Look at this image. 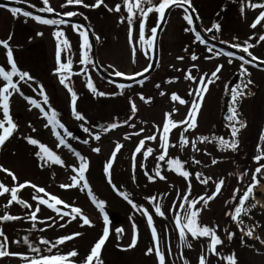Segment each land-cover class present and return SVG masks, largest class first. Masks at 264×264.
Returning a JSON list of instances; mask_svg holds the SVG:
<instances>
[{
    "label": "rangeland",
    "instance_id": "obj_1",
    "mask_svg": "<svg viewBox=\"0 0 264 264\" xmlns=\"http://www.w3.org/2000/svg\"><path fill=\"white\" fill-rule=\"evenodd\" d=\"M91 1L95 2V0ZM105 1L110 9L115 8L118 3H121V10H125V12L110 11L109 14L111 13L112 16L107 21H104L106 29L103 34L96 36L100 61L104 64L108 63L113 72L122 70L132 72V70L144 67L148 61V57L144 52L136 54L138 60L132 57L134 64L128 61L125 66H122L120 54H124V52L121 51L122 49L119 50V47H133V45L141 47L139 43L140 16L137 15L133 18L131 25L132 43L130 44V26L127 21L129 14L123 2L117 1L116 3H111L110 0ZM10 9L6 8V6L0 7V41L8 42L11 49H13L12 47H48L49 52L44 56L46 59L43 63L45 65L44 72H41L40 69L37 74L31 70L27 72L25 67L22 66V61L31 60L36 62L38 56L35 57V53L30 57L24 58L12 52L14 61L19 60V62L15 63L21 72H26L36 79L43 77L44 82H28V86L18 83L20 92L12 95L10 104L11 113L14 115L12 119L17 125L13 133L14 139L22 131V127L26 131L17 137L15 143L14 139L7 141L9 142L7 144L12 148L10 152L6 153L5 150L2 153L6 146L4 145L1 153L3 156L5 153V156L2 157L0 153V160L3 158L0 166L15 174L17 180L13 181L14 185L30 182L44 188L48 194L58 197L67 205L81 209L83 215L90 219L91 226L82 224L79 216L76 219H71L70 217L56 220L49 219L53 213L47 210L49 208L46 205H39L40 211L37 213V221L33 222L29 217L30 213L38 206V202L33 200L32 197L44 194L36 193L33 188L29 187L28 194L24 195L23 200L30 204L31 208H27L25 211L23 206H16L12 212L1 213L0 215L19 216L21 218L17 220V223L0 226V228H3L0 230L4 232L6 229L8 230V234H10L7 236L10 245L9 251L20 254L18 256H7V260L0 264H27L23 256H27L30 259L36 257L31 255V248L23 242L24 237H28L32 248H39L41 253H45V255H66L70 251L76 250L78 256L73 258L74 261L76 264H84L85 257L90 252L93 243L103 234L106 226L99 223L101 218H103L102 212L92 202L87 190L82 191L79 187H60V185L72 183L70 177L75 175L72 168L79 167V158L72 153L73 151H70V148L58 146V140L55 138L56 135L53 128L48 125L47 118L43 115L40 108L35 107L29 102V100L41 101L37 103L45 111L49 110L47 105L53 106L54 111L57 113V119L64 126L71 127L80 123V120L74 116L68 115L63 118V115L58 113V111L67 113L69 110L74 115L70 93L60 82V74L57 72V50L54 52L53 47H57V41L54 38L56 31L64 32V38L69 41L70 47H81L82 37L70 31L69 27L41 24L35 19L25 17L22 14L14 17ZM122 18L124 19L123 23H121ZM202 21H204L206 26L209 23L207 19ZM168 24L167 30L163 33L161 32L162 43L159 42L158 47H190V50L187 52L188 59L185 60V66L188 67L189 73L196 79L195 81L190 80L189 92L194 93V90L197 88L199 79L203 74L202 71H204L203 65H208L209 67L216 65L215 68L222 66L219 72L220 75L222 77L225 75L230 76L233 84V80L237 76V63L234 61L230 63L224 55L213 61L209 59L202 60L199 53L206 46L196 40L190 30L186 31L189 28L183 23V20L173 14ZM145 36L146 39L150 37L146 33ZM97 37H99L98 40ZM2 47L0 45V66H3L6 70H10V67L8 68L6 65V63H9L6 50ZM144 47H147V45ZM61 48H63V45H61ZM135 52H137V49ZM173 55L175 59L177 56L183 57L182 53L176 52V50ZM193 55L197 57L196 60L192 59ZM81 56L82 54L78 53L72 57L77 59V63H80ZM64 57L65 51L63 50L61 51L60 58L64 59ZM20 61L21 64H18ZM87 66L78 64V68L75 71L71 70L73 74L71 75L72 79H70L69 86L77 94L76 111L82 106L86 108V100L88 101L91 96V90L86 86L87 83L82 82V80L86 81L84 76H86ZM254 74L255 78L259 81L261 86L260 93H262L264 92V71L254 69ZM14 78L17 79L19 77ZM4 83L2 78H0V87ZM92 83L95 85L97 92L104 91L109 96L110 99L108 105H106L107 110L116 114L125 109L130 115H134L133 118H127L126 122L122 118H109V127L113 123L120 126L106 131V134L96 129L89 130L86 139L88 141L87 146L81 150L88 162V170L85 173L88 184L97 200L104 201V209L106 212L108 211L106 215H109L110 218V222L107 223L110 234L101 250L100 256L103 264H108V261L109 264H159L155 251L151 254H146L148 249L153 247V236L151 227L147 223V217L142 210H146L153 217V226L156 228L159 246L165 254V264H199V258L202 254L205 257L206 264H228L226 258L233 255L236 264H264V219L261 221L257 217L261 223V235L254 245L245 246L236 238H233V242H226L229 239V235L226 237V227L230 219V215L226 213L232 212L238 206L240 196L247 190V184L251 181L256 162L254 157L264 152V139H261L263 135L259 132V128L256 133H252V130L248 128L239 137L236 152H228L229 148L222 149L218 140L213 139L214 137H223L226 140L232 139L231 129L228 126L229 121H224V119L220 118L222 102L225 99V92L227 91L225 85L222 83L221 89L208 85V91L204 94L196 117L195 128L185 132L184 127L186 126H181L170 131V147L166 160L179 159L184 164V169L190 173V177L186 179L173 170L174 166L158 161L157 158L162 153V149L160 148V132L157 131V126L162 128L166 113H172L174 121L184 120L193 100L198 98L193 94L190 95L189 100L185 104H180L179 102L168 100L165 94L161 95L154 85H135L136 91L142 92L141 97H144V99L133 96L129 100L132 104L124 108L126 104L124 102L125 98L121 100L118 97L122 90L119 85L108 86L106 83L100 81L99 78H96V76L93 77ZM25 87H28L32 93H36L35 95L40 93L42 88L49 102L44 104L40 95L37 98L32 97V95L26 96L29 98L26 99L22 95L23 92H21V89ZM230 87L232 88V86H229V89ZM84 90L89 93L88 99H85L86 96H81ZM93 95L97 97V100L94 99L96 102L90 104V107L94 105L97 108H101L103 103L101 95L96 93ZM178 96L182 97L180 93H178ZM133 104L136 107L135 111L132 109ZM254 105L255 102L253 103V109ZM174 109L175 112H173ZM0 119H3L2 111H0ZM130 125H134L135 127H131ZM141 129H143L142 132ZM56 131H59L64 136L61 130L56 129ZM137 132L140 134L135 135L134 133ZM182 133L189 141L183 147L180 144ZM97 134L101 137L100 141L94 139V136ZM153 134L157 136V139L145 142V149L151 147L154 150L152 155L145 159L142 150L141 153L136 154L135 160H133V153L139 141ZM25 135L33 139L41 137L38 142L47 146L63 161L62 165H55L51 177L47 178L45 176L51 164L41 166L42 162L36 155L39 151L38 145L28 143ZM126 136L129 138L126 139ZM199 137H208L211 142H201L198 139ZM193 139L196 140L195 150L192 144ZM116 143L122 144L123 147L116 155L113 167L110 170L112 180L110 184L106 178L105 164L109 160ZM94 148H99L100 151L98 153L94 152ZM195 161H199L200 163L197 164ZM213 161L216 162L213 163ZM157 169H159L160 174L165 178L160 179L159 177H155L154 180H149L148 176H155ZM2 173L7 176V173ZM197 174H201V179L210 178L209 182L207 184L201 183L197 179ZM221 179H223L224 184L221 187L220 193L210 200L206 206L203 202L197 205V208L202 209L201 212L204 213L205 225L214 227L216 234L223 241L222 244L217 246L216 253L213 254L209 250V237H204L200 242L197 239H191L192 237L190 238L188 235L186 236V242L180 239L178 229L174 223L176 211L173 210V206L175 205L176 209H179L184 195L189 190V184L191 185V195L189 196L191 200L200 196H211L215 192L217 182ZM53 183H55V186ZM4 185L6 186L7 184L4 183ZM236 189H239V193L236 194L234 199V191ZM121 193H127L129 199L137 207L133 208L132 204H129ZM1 196L5 197L6 194ZM152 197H156V201H152L150 199ZM1 201L2 199L0 198ZM156 204L160 206L161 211L164 213L163 216L156 214ZM260 213L263 212H257V215ZM180 214L183 215L182 212ZM115 217L120 218V222L113 223L112 220ZM57 220L58 224H56ZM61 225L64 226L62 227ZM232 229L233 227L231 226L230 232ZM74 233H80V235L66 241L62 245L52 248L51 252L47 251L50 244L41 243L42 240L55 243L59 238ZM134 233L137 236L136 244L134 247H129ZM14 241H20V243H14ZM187 244H190L191 247L186 246Z\"/></svg>",
    "mask_w": 264,
    "mask_h": 264
},
{
    "label": "snow or ice",
    "instance_id": "obj_2",
    "mask_svg": "<svg viewBox=\"0 0 264 264\" xmlns=\"http://www.w3.org/2000/svg\"><path fill=\"white\" fill-rule=\"evenodd\" d=\"M17 2H21V0H17ZM43 4L46 5L45 8L40 9L41 11H46L48 13L54 12V9L49 5V0H43ZM104 4V0H95V3L93 5H88L84 3V0H66V4L62 5V7H66L69 5H83L84 7H95L99 8L101 5ZM123 4L125 6V9L127 13L129 14L127 16V21L129 23V40L130 44L132 43V22L133 18L136 17L137 15L140 16L141 22L139 25V43L140 46L143 48L145 45H147L148 50H153L155 49V42L157 39V33H158V28L161 23L164 22L165 20V14L168 9L171 7H179L183 8L185 15L184 19L188 23V25H193V18L191 13L189 12V9L191 8V0H160L158 4L155 3V0H123ZM147 5V7H145ZM187 5V7H184ZM3 5H0L2 7ZM106 6V5H105ZM249 6L252 7L253 9L255 8H264V0H261V2H256L252 3L251 0H249ZM12 15L15 17L18 14H22L25 17H31L32 19H35L37 22L45 25H60V24H65V20H55V19H46L42 18L40 16H34L31 12L28 11H23L20 8H11L10 9ZM109 11H116L120 12L121 11V5L117 4L115 8L109 9ZM155 12L158 14V24L156 27H151L150 28V37L146 39L145 36V21L147 20V17L150 13ZM63 15H66L67 17H73L78 15V13L73 12V11H68L64 13ZM261 21H264V11L260 12L258 18L253 22L251 25L252 28H256L257 25L261 24ZM124 22V19L122 18L121 23ZM75 30L79 32V35L82 37V44H81V49H82V56L80 63L82 65H89V64H94V61L92 58L89 56V51L92 47L91 43L89 42V35H88V30L84 29L82 25H74L73 26ZM213 28L216 31H219L220 25L219 24H214ZM191 30L195 32V37L196 40L200 41L201 43H206L204 41L203 37L201 36L200 32L195 31V28L192 29H186V31ZM213 29H208L207 31H212ZM65 34L63 31H56L54 33V38L57 41V61H58V69L57 72L60 74V82L63 84L68 92L70 93L71 96V103L73 107V112L75 115L76 119L83 120L84 117L76 112L75 105H76V100H77V94L73 89L69 86V82L71 79V69H72V61L69 59L67 62H61L60 61V54L61 51L64 49H69L70 44L69 41L64 38ZM99 37H97V40ZM260 41H264V35L259 36ZM0 45H2L6 49V54L8 58V62L10 64V70H6L3 66H0V78L5 82L2 87H0V111L3 113V119H0V147H2L5 142L11 138L13 135L14 131L17 128V125L13 122L12 117L10 116V98L14 93L20 92V89L18 87V83L14 82L13 78L14 77H19V81H24L27 82L29 80H32V77L26 73V72H21L17 66L16 63L13 59L12 56V49L9 47L8 42L6 41H0ZM61 45H63V48H61ZM245 45L242 48V51L244 53H247L249 57H251V60H245L244 57H240V59L243 61L241 67L243 70V73L246 75L247 74V69L243 67L244 64H250L252 61L257 60L258 58L253 56L252 53L249 51V48L252 47V45L248 44L247 41L245 42ZM233 47L239 48L240 45H232ZM135 46L133 45V52L135 53ZM209 52H213V48L209 47L208 48ZM145 54H148V51L145 52ZM217 54H224L228 56H232V53H217ZM211 58V57H209ZM178 59H183V57H179ZM193 60H196L197 57L195 55L192 56ZM231 63V61H229ZM260 64H264V60L260 61ZM259 66V65H257ZM111 67V66H110ZM151 65H149V68L144 69V72L149 71ZM222 66H217L216 71H214L211 74V77H217V73L221 70ZM86 71V69H85ZM67 73V74H66ZM114 75L117 77H124L125 74L120 72V71H115ZM143 73H136L134 76H127V79H135V76H141ZM207 76V74H205ZM205 76H201L199 79V83L197 88L193 92H190V95H195L198 99L193 100L191 104V108L185 117L184 120L181 121H174L172 119V113H166L165 114V122L163 123L162 128L157 126V131L160 132V148L162 149V153L158 156V161L160 162H165L168 163L170 166H174L173 170L176 171L179 175L182 177L188 179L190 177V173L184 169V164L179 160V159H170L166 160V156L168 155V149L170 147L169 145V134L172 129H175L177 127L181 126H186L184 127V131H188L189 129H193L196 127V117L199 112L201 102L203 101L204 94L208 91V85L213 83L214 80L211 78H208L207 80L205 79ZM186 79L193 80L195 81V77H193L190 73L186 76ZM142 83V81H141ZM251 81H248L247 84H251ZM247 84H244L243 87L241 86H236L233 87L230 90L231 94V100H232V106L230 108V113L227 117L229 121V127L231 129V137L233 139L231 140H226L223 137L219 138H213L217 139L219 142V145L222 148H231L232 150H235L236 147L238 146V142L235 140V137L237 136L238 132L240 131L241 128L245 127L246 125L243 124L239 119H238V114H237V109H236V104L238 99L243 96L245 93L243 91V88H247ZM91 91L98 95H105L103 92H97V89L95 88V85L91 81V77L89 76L88 82L86 85ZM119 87H123V85H120ZM22 94V93H21ZM40 94L43 96V103L47 104L48 98L46 95L43 93V89L41 88ZM163 95V93H162ZM26 99H29L25 97ZM141 99H144V97H141ZM171 100L173 102H179L180 104H185L186 101L182 99L180 96L177 94H172L171 95ZM31 104H33L35 107L40 108L41 112L43 115L47 118L48 125H50L53 130L54 134L56 135L59 145L63 146H68L66 145L65 142V137L61 135L59 131H56V129H63L65 134L67 136H70L71 133L67 131L65 126L59 122L57 119V113L54 110L45 111L40 104H38L35 100H29ZM133 111L136 110L135 104L132 105ZM175 112V109L173 110ZM46 125V126H48ZM239 125V127H237ZM120 125L113 123L110 125L108 129H105V131H109L112 129H115ZM131 127H135L134 125H130ZM85 131H88V129H85ZM143 129H141V132ZM135 135H139L140 133H134ZM101 137L100 135H95L94 139L99 140ZM126 139L129 138L128 136L125 137ZM157 139V136L155 134L145 137L144 139L140 140L137 147L134 150L133 153V160H135L136 154H139L143 150V155L145 159L152 155L153 149L151 147H148L145 149V142L146 141H155ZM201 142L208 141V137H199L198 138ZM261 139H264V136L261 137ZM28 143L32 145H38L39 151L36 153L37 157L39 160L42 162L41 166H45L48 164H58L62 165L63 161L61 158L56 155L52 150H50L47 146H45L42 143H39L36 139L33 138H27ZM84 143H88V141H84ZM189 143L188 139L181 134L180 137V144L181 147L186 146ZM193 148L195 150V144L196 141H192ZM70 147V146H69ZM123 147L122 144L116 143V146L109 158V160L105 164V174L106 178L108 179V182L111 184V173L110 170L113 167V163L115 161L116 155L119 153L120 149ZM94 152H99V148H94ZM78 158H79V167H73L72 171L75 173V175L71 176L70 179L72 183L67 184V185H60L62 188H70V187H79L82 191L87 190V193L89 197L91 198L92 202L96 205V207L103 212L104 211V201L97 200V198L94 196L92 193V190L88 184V181L86 179V171L88 170V162L87 160L81 156L78 152L74 153ZM255 161L259 163L260 160L264 159V152H262L260 155H257L254 157ZM216 161H213L215 163ZM195 163H200L199 161H195ZM264 169V165H260V167L255 169V172L253 173V181L252 183L248 186L247 190L240 196L238 206L234 208V210L230 213H226L227 215H230L232 220L234 221H239L242 223V220L239 218L241 217L242 213H246L247 209L244 207L245 202L250 198V196L253 195V188L258 185L259 180L257 179L258 174L261 172V170ZM0 171L7 173L9 176L12 177L13 181L15 182L17 180L16 176L14 173H12L10 170L3 168L0 166ZM147 175V173H146ZM155 177H159L160 179H164L165 177L160 174L159 169L156 170L155 176L149 175L148 178L149 180H154ZM197 179L200 180L201 183L207 184L209 182L210 178H202L201 179V174H197ZM224 181L223 179L219 180L216 184V189L215 192L211 196H200L196 199H189V196L191 195V185L189 184V190L188 192L184 195L180 205L179 209H176L175 205L173 206V210L176 211V216L174 219V223L178 229L179 237L181 240H184L186 242V236L188 234L191 235L193 239H198L200 237H209L210 238V245H209V250L215 254L216 253V248L218 245L222 244L223 241L220 239V237L216 234L215 228L214 227H209L207 225L200 224L198 221V217L200 215V212L202 209L197 208V205L203 202V204L206 206L208 202L212 199L215 198L217 194L220 193L221 187L223 186ZM25 187H31L35 190L36 193H41L44 194L42 196L34 195L32 197L33 200L38 202V206L34 211L30 213V219L35 222L37 221V213L40 211L39 205H46L48 208L52 209L57 213V215L60 216L61 219H63L65 216L70 217L71 219H76L77 216H79L82 220V224L89 225L91 226V221L88 217L84 216L82 213V210L70 205H67L64 201L59 199L58 197L48 194L44 188L38 187L34 184H31L30 182H25L23 184H18L15 187H7L4 185V183L0 182V195L4 194H10V200H9V205H11L13 202L19 203L23 205L25 208H31V205L28 204L26 201L19 199L18 198V193ZM115 188V186L113 185ZM239 193V189H236L234 191V199L236 194ZM123 198L128 201L129 204H132L133 208H136L137 206L129 199V196L127 193H121ZM47 197V198H45ZM152 201H156V197L150 198ZM58 205L62 207H57ZM255 206V205H253ZM64 209H70L69 211H64ZM143 213L147 217V223L151 227V232L153 236V247L148 249V252L146 254H151L153 251L158 256L159 259V264H165V254L161 251L160 246H159V240L157 237V232L156 228L153 226V217L147 213L146 210H142ZM155 212L156 214L163 216L164 213L161 211V208L158 204L155 205ZM183 213L181 215L180 213ZM21 219L20 217L12 216V215H3L0 216V221H12V220H17ZM51 219V218H49ZM105 221V228L103 230V234L101 238L93 245L91 248L89 254L85 257L84 264H103L102 260L100 259L101 256V250L103 245L105 244L106 240L109 237V228L107 227V221L108 217L105 215L103 217ZM62 227L64 225H61ZM243 231V229H241ZM122 231V230H118ZM247 236L251 237L253 234V229H249L246 233ZM80 233H74L69 236L61 237L59 238L55 243H51L47 240H42L41 243L43 244H50V247L47 249L48 252L52 251V248L57 247L58 245L64 244L66 241L72 240L79 236ZM229 239L232 238V233H228ZM136 239L137 236L134 233L132 243L129 247H134L136 244ZM23 242L31 248L33 252H40L39 248H32L31 244L29 243L28 237L23 238ZM14 243H20V241H14ZM9 246V241L8 237L4 234L2 230H0V258L7 257V256H18L20 255L19 253H13L8 250ZM186 246L191 247L190 244H187ZM78 256V252L76 250H72L66 255H60V254H53V255H39L34 258H29L27 256H23V259L27 261V264H76L73 258ZM228 260V264H236V260L233 256H229L226 258ZM199 264H206L205 257L202 254L199 258Z\"/></svg>",
    "mask_w": 264,
    "mask_h": 264
},
{
    "label": "flooded vegetation",
    "instance_id": "obj_3",
    "mask_svg": "<svg viewBox=\"0 0 264 264\" xmlns=\"http://www.w3.org/2000/svg\"><path fill=\"white\" fill-rule=\"evenodd\" d=\"M15 2H17V0H13ZM123 2V0H110L111 3H116V2ZM160 2V0H156V4H158ZM252 3H256V2H261V0H251ZM21 3L32 9L35 11H41L40 9L45 8L46 5L43 4V0H21ZM85 4L88 5H93L95 2L91 1V0H84ZM66 4V0H49V5L54 9V12L52 13H48L46 11H42L44 13L47 14H55L52 15L51 18H46V19H55V20H61L60 18H70V19H78L81 20L77 21V22H68L67 20L65 24H60V25H53V26H65V27H69L68 29L70 31H73L76 34H79V32L77 30L74 29V25H82L84 29H87L85 25H83V22L87 23L89 25V27L92 29L93 33L95 36H99L100 34H103L104 30L106 29V23L104 22L105 20L107 21L109 19L110 16H112V14H109V7L108 4H106V1L104 0V4L101 5L99 8H95V7H84L83 5H69L66 7H62V5ZM121 5V3H118ZM106 5V6H105ZM5 7V5H3ZM122 7V5H121ZM147 7V6H146ZM191 7L192 9L195 11V14L197 16V19L199 20V23L201 25L202 31L203 33L219 42L225 45H228L230 47H233L232 45H240L239 48L237 47H233L235 49H237L238 51H240L241 53L245 54L248 56L247 53H244L242 51V48L245 45V42L247 41L248 44L252 45V47L249 48V51L252 53L253 56L257 57L258 61L264 60V41H260L259 40V36L260 35H264V21H261L260 25H257L256 28H252L251 25L253 24V22L258 18L260 12L264 11V8H255L253 9L252 7L249 6V0H191ZM6 8H18L16 6H6ZM22 9V8H20ZM23 11H27L25 9H22ZM68 11H73L78 13V15L73 16V17H67L66 15H63L64 13L68 12ZM125 10H121L120 12H122ZM29 12V11H28ZM32 13V12H31ZM178 16V18L183 20V23L185 25H187V27L189 29L195 28V25H188V23L186 22V20L183 18L185 15V12L183 10V8H179V7H175L173 6L169 13H168V17L166 19V23L164 24L163 28H162V33L164 31L167 30V27L169 26L168 21L170 20L171 16L173 15ZM34 16H37L36 14L32 13ZM109 15V16H108ZM42 18H45L43 16H40ZM208 20L209 23L206 26V24L204 23V21L202 20ZM141 20V19H140ZM213 20V22H211ZM158 24V14L155 12H152L148 15L147 20L145 21V33L150 35V28L151 27H156ZM214 24H219L220 25V29L219 31H216L213 28ZM208 29H213L212 31H207ZM191 31V30H190ZM196 31V29H195ZM162 33H160V37H159V42L162 43ZM192 35L195 37V32L191 31ZM196 38V37H195ZM206 47H203L204 49L202 50V52L199 53V56L202 58V60H207L209 59L210 61L216 60L218 57H222V55L224 54H217V53H230L227 50H223L222 48H218V47H213L211 46L209 43L208 44H204ZM213 48V52H209L208 48L209 47ZM4 50H6L4 47H2ZM11 48V47H10ZM12 52H14L15 54H18L20 56L25 57H30L32 54H36L37 57V61H22V66L25 67L26 71L30 72L34 71L35 74L38 73V70L41 69V72H44L45 69V65H43V63L45 62V54L48 51V47H12ZM122 49V50H121ZM135 49H137V52H133V47H119V50L123 51L124 54H120L121 55V64L122 66H125L126 62L130 61L132 64L133 63V58L135 60L137 59V55L138 53H145L146 51H148V54L146 55L148 57V61L147 64L138 69V70H132V72H127V71H120L122 73L125 74L124 77H117L114 75V72L111 70L110 66L108 63H103L102 61H100V55H99V47H97V58H98V62L100 64V66L106 71L108 72L110 75L120 78L123 81H129V80H133V79H127V76H134L136 73H143L146 74L147 72H144V69L149 68V65H151L150 69L151 71L143 76H135V79L140 78L138 80H136V82L130 83L128 85H123L121 83H117L114 80L111 79H103L98 72L96 71L95 65L94 64H89L87 66V72H86V76H84V78H86L85 80H82V82H88V78L89 76L91 77V81L93 79L94 76H96V78H99L100 81H102L103 83H106L108 86L110 85H123L122 90L120 91L118 97L119 99H123L125 98L126 104L124 108L129 107L132 103L129 102V100H131L130 98L133 96L136 97H141V93L142 92H137L136 91V87L135 85H143V84H151L154 85V87H156L159 92L163 94H165V96L168 98V100H171V95L172 94H177L180 93L181 94V98L184 99L185 101L189 100L190 97V92H189V79H186V76L189 74V69L188 67L185 66V60L188 59L187 58V52L190 50V47H155L154 51L153 50H148L147 47H135ZM176 52L182 53L183 59H178L179 57L177 56V58H174V53L175 50ZM57 47H53V51L56 52ZM65 51V57L64 59L60 58L61 62H67V60H71L72 61V71H75L78 68V64L81 63H77V59H74L72 56L75 54H82V49L81 47H70L69 49H64ZM142 51V52H141ZM201 54V55H200ZM232 56H228V55H224L226 57V59H228L229 61H234L235 63L239 64L240 61H242L240 59V56L237 54L232 53ZM89 56L92 58L93 60V51H92V47L89 51ZM133 57V58H132ZM199 57V59H201ZM211 57V58H209ZM35 60V59H34ZM154 60H156V62L154 63ZM94 61V60H93ZM16 63L19 62V60L15 61ZM103 64H102V63ZM154 63V64H153ZM21 64V61L20 63ZM23 64H27V65H23ZM7 67H10L9 63H6ZM58 65V64H57ZM250 65V64H249ZM109 66V68H108ZM216 66V65H215ZM215 66L209 67L208 65H203V74L202 76H205V74H207V76H205V79L207 80L208 78H211L214 80L213 83L209 84L213 85L214 88L217 89H221V84L223 83L226 87V92H225V99L222 102V109H221V117L223 119V115H224V111L227 107V101L228 98L230 96V90L232 89L229 86H232V79L230 78V76H221L220 75V71L217 73V77H211V74L216 71L217 68H215ZM111 71H110V70ZM123 69V68H121ZM149 69V70H150ZM225 69V68H224ZM40 73V72H39ZM42 74V73H41ZM39 74V75H41ZM67 74V73H66ZM73 73H71L72 75ZM31 76V75H30ZM72 79V78H71ZM14 82H17L19 84H25V86H28V82H44L43 77L36 79L34 77H32V80H29L27 82L24 81H19V78L15 79L13 78ZM142 81V83H141ZM78 85V84H77ZM135 87V88H134ZM29 90L28 87H25L23 89H21V92H23V96H27L29 97L30 95H35L36 93H25L24 91ZM30 92H32L31 90H29ZM103 93H105L103 91ZM88 91L84 90L81 94V96H86L85 99H88ZM93 94L94 92L91 91L90 95V99L87 101L86 100V108L85 106L80 107V109L76 112H78L79 114H81L84 119L80 120V123H78L75 126H71V127H67L65 126V128L67 129V131L69 133H71L70 136H67L64 132L63 129H59L64 133V137H65V142H66V147L70 148V151H73L72 153H79L81 156H83V148L85 146H87V143H84V141H86L87 137H88V132L91 129H96L99 132H103V134H106L105 129H108L109 127V118L112 117H116V118H122L123 121L126 122L127 118H133L134 115H130L128 111H125V109L121 110L120 112H117L116 114H113L111 111L106 109V105H108L109 102V96H107V94L105 93V95L101 96L102 97V107H95L94 105L90 107V104L94 103L93 102ZM37 95H40L41 100L43 101V96L38 93ZM11 99L12 96L10 98V104H11ZM49 102V100H48ZM49 107V112L51 110H54L53 106L51 105H47ZM12 110L10 109V116L13 118V113H11ZM59 114L63 115V118H65L66 116H74L72 115V111L67 113H63V111H58ZM85 129H88V131H85ZM78 130V131H77ZM26 131L24 130V128L22 127V131L16 135L15 139L13 137V135L11 136L10 140L14 139V143L17 139V137H19L20 135L24 134L23 132ZM53 133V132H52ZM27 138L28 136L25 135ZM55 137V136H54ZM41 137H36V140L39 141ZM57 139V137H55ZM9 140V139H8ZM7 140V141H8ZM11 140V141H12ZM58 140V139H57ZM5 142L4 145H6L4 147V145L2 147H0V153L2 151V148L4 147L3 152L6 153L10 152V146L7 144L9 142ZM10 141V142H11ZM28 141V140H27ZM100 141V140H97ZM193 141H196L195 139H193ZM68 142V144H67ZM59 144V141H58ZM196 145V144H195ZM63 146V145H61ZM70 146V147H69ZM1 153V154H2ZM5 156V153H4ZM2 154V157H4ZM84 157V156H83ZM3 158H1L0 163L2 161ZM80 163V161H79ZM1 176H0V182L7 184L6 186L11 188V187H15L17 185L13 184V179L11 176H9L7 174V176L3 175L2 171H0ZM22 184V183H19ZM29 191V187H25L23 188L19 193H18V198L23 200L24 195L28 194ZM2 199V201L0 202V215L8 213V212H12V210H14V207L16 208V206H23L19 203H15L13 202L11 205H9V200H10V194H6V196H1L0 197ZM25 201V200H24ZM24 207V206H23ZM58 207H62L59 206ZM27 209L24 207V210ZM49 210L51 213H53L51 219H61L59 215H57V213L55 211H53L52 209H47ZM70 209H64V211H69ZM26 211V210H25ZM108 212V211H107ZM104 209V211L101 213L102 217H104L107 213ZM3 216V215H2ZM19 217V216H16ZM108 217V222H110V218L109 215H107ZM64 218H68V216H65ZM40 219H42L40 217ZM18 220V219H17ZM17 220L13 221V222H0V226L2 225H7V224H14L17 223ZM42 221V220H41ZM198 221L200 224L205 225V216L204 213L200 212V215L198 217ZM58 220L56 222V224H58ZM102 225H106L105 221L103 218H101V221L99 222ZM3 229V228H0ZM44 231V230H43ZM4 234L6 236L10 235L8 234V230L5 229ZM102 236V235H101ZM101 236L96 239L97 241L101 238ZM188 236L191 235L188 234ZM204 237H200L197 239L198 242L202 241ZM193 239V238H191ZM95 241L93 243V245L97 242ZM200 244V243H199ZM93 247V246H92ZM104 247V245H103ZM102 247V248H103ZM8 250H10V245L8 246ZM31 255L33 256H39V255H45V253H41V251L39 253L37 252H33L30 249ZM89 254V253H88ZM87 254V255H88ZM201 255V253H200ZM30 256V255H29ZM82 257V256H81ZM7 260L6 257L0 258V263H4ZM109 264V261H108Z\"/></svg>",
    "mask_w": 264,
    "mask_h": 264
},
{
    "label": "built area",
    "instance_id": "obj_4",
    "mask_svg": "<svg viewBox=\"0 0 264 264\" xmlns=\"http://www.w3.org/2000/svg\"><path fill=\"white\" fill-rule=\"evenodd\" d=\"M242 63L243 62H241L238 67V76L236 78L234 87L236 86L243 87V85L247 84L248 81L252 82L251 84H247V88H243V91L245 94L238 99L237 104H236L238 119L243 124L246 125L243 128L248 129L246 114L249 111L248 108L251 106L252 102L257 96L258 83L254 79L253 73L247 64L243 65V67L247 69V74L245 75L243 73V70L241 67ZM231 106H232V100L230 103V108ZM262 120H263V124L260 130H261L262 135L264 136V108L262 111ZM237 127H239V125H237ZM243 128H241L240 131H243L244 130ZM235 140L238 141V139H235ZM229 150H231V148H229ZM260 165H264V162L257 163L254 166L251 181L249 185L253 181V173L255 172V169L260 167ZM257 179L259 180V183L253 188V195L250 197L249 202L246 205H244V207L247 209V212L242 213L241 217L239 218L240 220H242V223H240L239 221L233 220L234 227L239 232V234L253 241L259 240L260 235H261V229L259 227V223L254 214V211L264 210V169H262L261 172L258 174ZM241 229H243V231ZM249 229H253V234L251 237L245 234Z\"/></svg>",
    "mask_w": 264,
    "mask_h": 264
},
{
    "label": "water",
    "instance_id": "obj_5",
    "mask_svg": "<svg viewBox=\"0 0 264 264\" xmlns=\"http://www.w3.org/2000/svg\"><path fill=\"white\" fill-rule=\"evenodd\" d=\"M0 5H5V6H16L18 8H22V9H25L29 12H32L34 14H36L37 16H43L45 18H51L52 15H55V14H47V13H44L42 11H35V10H32L26 6H24L21 2H15L13 0H0ZM184 7H187V5H185ZM172 8V7H171ZM170 8V9H171ZM170 9H168L166 11V14H165V20L163 23H161L159 25V28H158V33H157V39H156V42H155V47H158V44H159V36H160V33L162 31V28L164 26V24L166 23V19L168 17V13L170 11ZM189 12L191 13L192 15V18H193V23L196 25L198 31L200 32L201 36L207 41L209 42L211 45L215 46V47H220L222 48L223 50H227L228 52L230 53H234V54H237L239 55L240 57H244L245 60H251V57L241 53L240 51H238L237 49L233 48V47H230L228 45H225V44H222V43H219L209 37H207L203 31H202V28H201V25L199 23V20L197 19V16L195 14V11L192 9V7L189 9ZM62 20H67L68 22H77V21H80L82 22L81 20H78V19H70V18H60ZM83 25L86 26L87 30H88V35H89V41L92 45V51H93V60H94V65H95V68H96V71L98 72V74L103 78V79H111V80H114L116 81L117 83H121L123 85H128L130 83H133V82H136V80L140 79V78H137V79H133V80H129V81H123L121 80L120 78H117V77H114L112 75H110L108 72H106L99 64L98 62V58H97V42H96V36L94 35L92 29L89 27V25L85 22H83ZM156 62V60H154V63ZM153 63V64H154ZM252 66L258 68V69H262L264 70V64H260V61L258 60H255V61H252V63H250ZM259 65V66H257ZM152 69V68H151ZM147 71L146 74H144L143 76L147 75L150 71ZM230 111L229 110H226L225 113H224V116L223 118L225 120H227V117L229 115ZM78 131V130H77ZM15 220H12V221H0V222H3V223H6V222H13ZM113 223H118L120 222V218L118 217H115L113 218ZM231 223H232V218L230 216V219L228 221V224H227V227H226V234L228 236V233L230 232V229H231Z\"/></svg>",
    "mask_w": 264,
    "mask_h": 264
},
{
    "label": "trees",
    "instance_id": "obj_6",
    "mask_svg": "<svg viewBox=\"0 0 264 264\" xmlns=\"http://www.w3.org/2000/svg\"><path fill=\"white\" fill-rule=\"evenodd\" d=\"M213 22V20L211 21ZM256 69V68H254ZM253 69V70H254ZM260 89H261V86L259 88V93H258V98H257V101L255 102V105H254V109H253V112L252 114H250L249 116V125H250V129L252 130V133H256L259 126H260V123H261V117H260V112L262 111L263 107H264V92L260 93ZM25 93H32L30 92L29 90H26L24 91ZM33 97V95H32ZM38 95H34V98H37ZM91 97V96H90ZM32 99V98H31ZM94 99L97 100V97L93 95V102H96V100L94 101ZM36 102H39L38 100H35ZM100 101V100H99ZM41 102V101H40ZM39 102V103H40ZM225 121V120H224ZM264 160V159H262ZM56 164H51L49 166V169H48V172H46L45 176L48 178V177H51L52 175V171L54 169ZM44 176V177H45ZM53 185L55 186V183H53ZM257 217L259 218V220L263 221L264 219V212L263 213H260L259 215H257ZM260 226H261V223H260ZM232 233V238L231 239H228L226 242L229 243V242H233V238H236L238 240H240L242 242V244H244L245 246H249V245H254L255 242L254 241H246L243 237H241L238 232L234 229H232V231L230 232ZM227 237V236H226ZM78 262V261H77Z\"/></svg>",
    "mask_w": 264,
    "mask_h": 264
}]
</instances>
